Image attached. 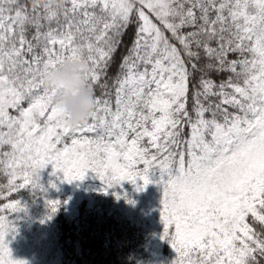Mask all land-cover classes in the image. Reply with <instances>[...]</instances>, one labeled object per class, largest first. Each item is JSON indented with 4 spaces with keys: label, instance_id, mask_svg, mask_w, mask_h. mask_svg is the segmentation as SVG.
<instances>
[{
    "label": "snow or ice",
    "instance_id": "6c2138e0",
    "mask_svg": "<svg viewBox=\"0 0 264 264\" xmlns=\"http://www.w3.org/2000/svg\"><path fill=\"white\" fill-rule=\"evenodd\" d=\"M74 59L94 107L71 126L43 78ZM48 165L104 194L160 185L170 264H264V0H0V264H28L22 190L48 220L67 203Z\"/></svg>",
    "mask_w": 264,
    "mask_h": 264
},
{
    "label": "trees",
    "instance_id": "16d2710c",
    "mask_svg": "<svg viewBox=\"0 0 264 264\" xmlns=\"http://www.w3.org/2000/svg\"><path fill=\"white\" fill-rule=\"evenodd\" d=\"M119 55L118 51L116 63ZM115 70L114 63L110 71ZM51 171V165L41 171V183L48 187L47 198L67 203L48 220L44 197L33 198L27 189L20 192L27 214H18V234L14 239L9 237L14 258L25 259L28 264H170L174 249L160 239V185L150 183L137 192L124 181L123 188L116 186L104 194L98 191L102 182L94 173L67 183L50 176ZM49 180L57 187H49ZM113 191H127L135 204L122 196L117 199Z\"/></svg>",
    "mask_w": 264,
    "mask_h": 264
},
{
    "label": "clouds",
    "instance_id": "9594fccd",
    "mask_svg": "<svg viewBox=\"0 0 264 264\" xmlns=\"http://www.w3.org/2000/svg\"><path fill=\"white\" fill-rule=\"evenodd\" d=\"M37 2L43 5L49 0ZM87 71L88 66L83 61L74 59L50 69L43 78L46 88L55 89L59 93L55 97V104L71 126L84 122L94 107V93L85 78Z\"/></svg>",
    "mask_w": 264,
    "mask_h": 264
}]
</instances>
